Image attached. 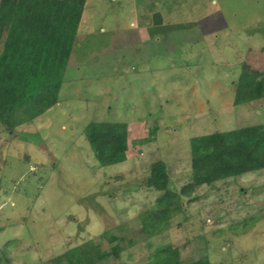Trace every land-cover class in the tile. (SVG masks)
<instances>
[{
	"label": "rangeland",
	"instance_id": "374dc122",
	"mask_svg": "<svg viewBox=\"0 0 264 264\" xmlns=\"http://www.w3.org/2000/svg\"><path fill=\"white\" fill-rule=\"evenodd\" d=\"M262 46L264 0H86L59 102L0 130V264H50L103 231L117 239L102 248L122 246L113 264H146L167 244L182 263H264V169L199 186L160 234L138 218L158 193L143 185L151 162L179 190L190 138L264 123ZM91 119L129 124L126 160L98 165Z\"/></svg>",
	"mask_w": 264,
	"mask_h": 264
},
{
	"label": "trees",
	"instance_id": "16d2710c",
	"mask_svg": "<svg viewBox=\"0 0 264 264\" xmlns=\"http://www.w3.org/2000/svg\"><path fill=\"white\" fill-rule=\"evenodd\" d=\"M85 1L0 0L2 132L12 134L21 125L33 124L59 102L58 93L72 48L77 44ZM260 49L264 52V46ZM254 51L252 49L250 53ZM251 74L246 71L245 75L244 72L241 75L247 80V90L250 89L248 80ZM247 90L245 88L248 93L246 98L250 100V90ZM257 90L258 95L263 92L261 87ZM82 131L99 166L126 160L127 122L91 119ZM189 158L191 178L179 190L171 186L167 162L158 159L150 163L149 174L143 182L144 189L158 193L153 206L138 215L141 229L147 237L164 232L171 216L184 209L181 198L187 197L191 201L199 186H211L217 181L264 169V123L194 136L190 138ZM98 238L99 241L108 238L110 242L117 239L107 231H103ZM99 241L88 239L54 255L49 262L113 264L108 261L119 257L121 244L116 242L106 250ZM146 264L210 263L205 254L197 260L182 263L178 248L167 244L152 252Z\"/></svg>",
	"mask_w": 264,
	"mask_h": 264
},
{
	"label": "crops",
	"instance_id": "0c3cea01",
	"mask_svg": "<svg viewBox=\"0 0 264 264\" xmlns=\"http://www.w3.org/2000/svg\"><path fill=\"white\" fill-rule=\"evenodd\" d=\"M129 125V124H128ZM128 128H129V126H128ZM128 135H129V130H128Z\"/></svg>",
	"mask_w": 264,
	"mask_h": 264
}]
</instances>
